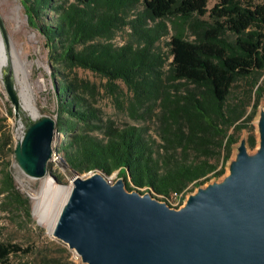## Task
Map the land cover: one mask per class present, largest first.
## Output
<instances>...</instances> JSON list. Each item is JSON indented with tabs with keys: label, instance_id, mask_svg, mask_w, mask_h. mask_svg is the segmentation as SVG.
<instances>
[{
	"label": "trees",
	"instance_id": "1",
	"mask_svg": "<svg viewBox=\"0 0 264 264\" xmlns=\"http://www.w3.org/2000/svg\"><path fill=\"white\" fill-rule=\"evenodd\" d=\"M19 3L47 50L59 140L54 151L77 174L117 173L127 191L143 194L140 190L145 188L166 203L174 192L218 179L241 140L246 147H255L253 136L240 140L239 135L264 102V3ZM125 29V43L113 44L116 32ZM166 36L167 53H163L158 44ZM78 71L103 83L81 77ZM122 86L129 93L127 100L121 99ZM236 88L239 98L231 104ZM101 97L109 98L116 110L135 122L154 118L159 143L147 127L119 126L105 116L98 105ZM2 139V148L10 146L12 134L6 131ZM51 167L49 162L47 170ZM5 206L20 208L30 220L28 199L17 191L7 168L0 172V212L7 211ZM18 252L26 251L0 244V264H9V256Z\"/></svg>",
	"mask_w": 264,
	"mask_h": 264
},
{
	"label": "water",
	"instance_id": "2",
	"mask_svg": "<svg viewBox=\"0 0 264 264\" xmlns=\"http://www.w3.org/2000/svg\"><path fill=\"white\" fill-rule=\"evenodd\" d=\"M11 77L4 73L3 82L17 110ZM257 127L256 152L241 140L229 174L198 187L178 209L151 192L127 191L122 178L112 184L98 172L81 178L69 169L72 189L52 236L83 264H264V109ZM56 135L50 117L27 125L13 148L26 176L46 174Z\"/></svg>",
	"mask_w": 264,
	"mask_h": 264
},
{
	"label": "rangeland",
	"instance_id": "3",
	"mask_svg": "<svg viewBox=\"0 0 264 264\" xmlns=\"http://www.w3.org/2000/svg\"><path fill=\"white\" fill-rule=\"evenodd\" d=\"M257 3H264V0H254ZM213 3H209L208 7H212ZM170 25V24H168ZM128 30H120L116 32L112 43L115 45H121L128 39ZM172 34V30L169 26V35ZM0 37L4 43V47L8 56V65L2 69L0 74V172L7 168L10 172L15 188L26 199H28L30 205L31 218L28 220L23 215L20 208L8 207L6 212H0V244H15L20 249L26 252H18L9 256V264H83L79 257L76 256L74 250L69 249L66 244L56 240L51 233L48 232L45 226L38 223L35 218L34 202L31 200V193L38 189L39 179H32L26 176L14 159V155L11 153L15 143L18 141V137L21 132H24L27 125L32 121H36L42 117H50L55 119V100L53 95V84L50 79V69L47 62V50L44 47L43 38L33 29H31L27 23V18L21 7L19 0H0ZM168 37L161 38L159 46L163 53H167L165 43L168 41ZM15 52L18 58L21 59L26 65H31L30 71L25 74V81L31 87L30 95L37 108L36 117L28 115L21 107L17 91L16 76L14 75L11 67V53ZM38 60L42 63L38 64ZM12 73V82L14 90L18 97V108L15 110L12 105L4 87V73ZM78 75L89 79L97 84L103 83L100 79L94 77L88 72L78 71ZM22 77V75H20ZM122 89L121 99L127 100L129 93L124 88ZM100 92L102 90L100 89ZM239 89L233 90L230 103H236L239 98ZM253 104V103H252ZM251 104V106H252ZM98 105L105 116L110 117L116 123L121 125H139L145 126L149 129V135L157 140L155 132L154 118L147 120L145 123L135 122L128 118L124 111L116 110L109 98H99ZM248 107L246 110V116L251 112L252 108ZM11 109L12 116L9 114ZM264 109V102L258 105L256 113L251 122L248 123V129L240 133V140L249 137L250 135L256 140V145L253 149L247 147L248 154L252 155L256 152L259 144V134L257 121L259 119L260 111ZM20 125L22 128L20 129ZM9 131L12 134V143L10 146L1 147L3 142L2 133ZM58 135L54 140L53 147H55ZM238 146V145H237ZM236 148L232 151L230 160L223 165V174L218 179H210L204 183L201 188L207 186L213 182L222 181L230 170L231 162L235 159ZM52 167L46 171L43 177H49L56 186L64 187L71 191L73 174L68 171L69 168L58 159V156L53 157L51 160ZM99 174H102L98 172ZM91 173H84L78 175L81 178H87ZM104 176V175H103ZM42 177V178H43ZM104 178L112 184L118 180L117 173H113L110 176H104ZM197 188L188 186L183 191L184 194H192ZM69 191V193H70ZM147 191L141 189V193ZM161 201L160 197H155ZM64 199V198H63ZM65 200H60L56 205V210L59 211L64 204ZM62 203V205H61ZM170 206V205H169ZM58 217V216H57ZM57 220V218H56ZM56 222V221H55Z\"/></svg>",
	"mask_w": 264,
	"mask_h": 264
},
{
	"label": "bare ground",
	"instance_id": "4",
	"mask_svg": "<svg viewBox=\"0 0 264 264\" xmlns=\"http://www.w3.org/2000/svg\"><path fill=\"white\" fill-rule=\"evenodd\" d=\"M8 56L4 47V43L0 37V74L2 69L8 65ZM38 64L42 63L38 60ZM11 67L14 75L16 76L17 91L19 102L22 109L33 118L36 117L37 108L31 99V87L25 81V74L30 71L31 65H26L15 52L11 53ZM22 75V77H20ZM22 125H20V129ZM38 189L33 191L30 195L31 200L34 202V216L38 223L45 226L49 233L53 232L55 221L58 216L56 205L60 200H66L69 194L68 189L56 186L49 177H43L39 180ZM64 198V199H63ZM62 205V203H61Z\"/></svg>",
	"mask_w": 264,
	"mask_h": 264
},
{
	"label": "built area",
	"instance_id": "5",
	"mask_svg": "<svg viewBox=\"0 0 264 264\" xmlns=\"http://www.w3.org/2000/svg\"><path fill=\"white\" fill-rule=\"evenodd\" d=\"M23 135H24V132H21V135L18 137V141L22 138ZM144 190H146V189L144 188ZM187 196H188V194H184L183 192L182 193H175L174 192L168 198H165V201L171 207L178 209V208L182 207ZM76 256L79 257L77 254H76Z\"/></svg>",
	"mask_w": 264,
	"mask_h": 264
}]
</instances>
